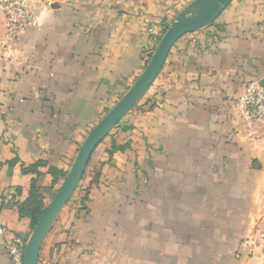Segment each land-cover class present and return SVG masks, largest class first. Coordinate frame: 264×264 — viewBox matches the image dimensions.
Segmentation results:
<instances>
[{
  "label": "crops",
  "instance_id": "obj_1",
  "mask_svg": "<svg viewBox=\"0 0 264 264\" xmlns=\"http://www.w3.org/2000/svg\"><path fill=\"white\" fill-rule=\"evenodd\" d=\"M5 39L0 12V264L27 240L89 132L194 0H31ZM264 87V0H233L182 36L137 106L95 148L37 264H262L264 123L248 137L234 100Z\"/></svg>",
  "mask_w": 264,
  "mask_h": 264
},
{
  "label": "water",
  "instance_id": "obj_2",
  "mask_svg": "<svg viewBox=\"0 0 264 264\" xmlns=\"http://www.w3.org/2000/svg\"><path fill=\"white\" fill-rule=\"evenodd\" d=\"M233 0H194L172 21L150 57L145 69L126 93L89 132L80 146L60 189L44 207L23 250L22 264H37L41 245L52 223L77 189L95 148L145 95L160 73L171 49L184 35L215 22Z\"/></svg>",
  "mask_w": 264,
  "mask_h": 264
},
{
  "label": "built area",
  "instance_id": "obj_3",
  "mask_svg": "<svg viewBox=\"0 0 264 264\" xmlns=\"http://www.w3.org/2000/svg\"><path fill=\"white\" fill-rule=\"evenodd\" d=\"M31 0H0V12L5 19L6 43L23 32L29 25L33 11ZM234 109L240 116L248 137L255 139L256 128L264 123V87L257 82L249 83L234 100ZM262 242L261 259L264 264V232L260 234ZM26 240L14 237L7 244L12 264H22Z\"/></svg>",
  "mask_w": 264,
  "mask_h": 264
},
{
  "label": "trees",
  "instance_id": "obj_4",
  "mask_svg": "<svg viewBox=\"0 0 264 264\" xmlns=\"http://www.w3.org/2000/svg\"><path fill=\"white\" fill-rule=\"evenodd\" d=\"M43 209V197L39 192V189L33 184L29 197L27 201L19 207V212L21 215L26 216L31 220V228L33 229Z\"/></svg>",
  "mask_w": 264,
  "mask_h": 264
}]
</instances>
